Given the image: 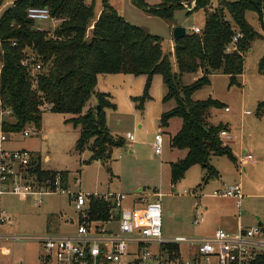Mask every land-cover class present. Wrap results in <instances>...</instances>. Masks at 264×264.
I'll use <instances>...</instances> for the list:
<instances>
[{
  "label": "rangeland",
  "instance_id": "obj_1",
  "mask_svg": "<svg viewBox=\"0 0 264 264\" xmlns=\"http://www.w3.org/2000/svg\"><path fill=\"white\" fill-rule=\"evenodd\" d=\"M16 0H0V18ZM97 12L103 7V0H94ZM123 14L125 19L161 37L164 50L173 54L174 28L182 26L187 33L193 25L203 26L206 12L198 9L190 12L195 0L187 2L185 8L176 9L171 18L158 16L135 0H108ZM161 0H144L148 7H156ZM144 5V4H143ZM210 7L216 8L218 0H210ZM247 22L256 36L250 48L244 53V70L232 84L229 75L216 72L210 76V83L196 89L193 101H208L211 98L221 103L220 107L209 109L211 124H224L232 138L221 137L231 148L235 160L228 155H212L210 162L218 171L217 178L205 179V171L199 165L190 167L177 183L172 182V163L186 156V149L172 146V137L182 126V118L173 117L168 126L161 124L162 114L177 105L175 99L165 101L168 89L161 74H154L148 89L151 97L144 109H138L134 97L146 93L148 76L117 73L100 77L94 93L84 105L82 114L98 108L100 94L105 93L116 106H105L107 127L110 133L124 138V145L113 147L111 157L106 160H90V147L95 145L101 135L88 138L86 149L77 150L80 126L74 125L72 114L44 110L41 130L30 136L22 132L9 133L5 147L24 148L38 157L40 165L46 170L62 171L73 190L85 193L123 192L132 194L145 191L149 197L161 194L163 209V233L165 236L199 237L208 236L217 227H224L222 220L231 222L241 219L244 226L261 223L264 227V28L259 14L249 10ZM39 26L50 29L51 21L37 22ZM88 30L87 37L91 34ZM173 69L177 71L174 56ZM1 69V62H0ZM192 73H185L182 83H195ZM47 106V105H46ZM229 107V111L225 107ZM1 109V104H0ZM251 111V114H245ZM1 124V122H0ZM162 131L163 152L155 154L153 142L155 134ZM1 132V129H0ZM252 153L256 162L246 160L245 153ZM48 157V160H46ZM79 178V182L76 179ZM240 184L243 189L241 207L229 196H215L213 192ZM143 189V190H141ZM0 203L12 216V222L1 227L4 238L0 241V264H36L42 252V245L29 237L46 233H72L78 223L79 212L67 195L56 194L45 197L42 205L31 198L23 199L16 195H4ZM209 210L206 211V206ZM200 214L204 221L196 224L194 219ZM187 255V246H181Z\"/></svg>",
  "mask_w": 264,
  "mask_h": 264
},
{
  "label": "trees",
  "instance_id": "obj_2",
  "mask_svg": "<svg viewBox=\"0 0 264 264\" xmlns=\"http://www.w3.org/2000/svg\"><path fill=\"white\" fill-rule=\"evenodd\" d=\"M135 1L160 17L171 18L176 9L185 8L191 0H161L156 7H148L144 0ZM195 2L189 13L205 10L202 31L186 32L175 38L173 54H167L161 37L128 22L108 0H103L98 17L94 0H16L0 18V111H12L2 120L1 129L17 133L27 125H34L41 130L46 107L54 112L72 114V122L80 126L77 150L89 147L88 138L101 135L102 138L90 147V160L106 161L113 147L124 145V138L117 137V142L107 127L104 107L116 106L107 94H100L99 108L82 114L95 91L98 76L146 74V93L133 98L136 107L144 109L151 98L148 89L152 77L161 74L168 89L164 100L175 99L177 103L162 114L161 124L168 126L171 118H182L181 128L172 137V146L187 150L184 158L172 163V182L177 183L196 164L204 169L205 179L217 177L218 171L210 162L212 155H228L235 160L231 148L220 136L226 126L214 125L208 120L209 109L220 107L221 103L212 98L193 101L191 96L196 89L209 84L210 76L216 72L229 75L232 84L237 82L244 70V53L256 36L246 13L249 10L257 12L264 28V0H218L216 8L209 6L210 0ZM31 6L48 7L53 17L63 20L53 29L39 30L27 15ZM237 30L243 37L236 49L229 51L228 46ZM32 52L43 64V70L36 77L28 63V55ZM172 56L177 71L173 69ZM261 65L264 67V58ZM198 72L202 75L195 83H182L185 73ZM263 108L264 101L259 103V109ZM35 169L40 176L53 172L43 169L39 161ZM94 202L104 206L99 200ZM256 261L264 264V254Z\"/></svg>",
  "mask_w": 264,
  "mask_h": 264
},
{
  "label": "built area",
  "instance_id": "obj_3",
  "mask_svg": "<svg viewBox=\"0 0 264 264\" xmlns=\"http://www.w3.org/2000/svg\"><path fill=\"white\" fill-rule=\"evenodd\" d=\"M27 15L39 30L48 29L37 22L51 21L53 29L63 20L53 17L49 8L42 6L29 7ZM192 31L200 33L202 28L194 26ZM242 37L243 33L237 30L228 50L236 49ZM28 63L35 77L43 70V64L34 52L28 55ZM225 110L229 111V107ZM11 112V109L0 111V122ZM245 114H251V111ZM36 130L34 125H27L22 133L30 136ZM8 134L1 129L0 199L7 194L16 195L31 198L40 206L46 196L63 194L79 212L77 227L72 233L29 237L42 245L38 257L41 264H259L257 257L264 254V227L260 224L239 225L235 232L218 228L203 237L165 236L160 193L151 198L145 191L127 194L73 190L62 171L40 176L35 169L39 159L31 151L5 147ZM220 136L232 138L227 129H223ZM163 143L162 131H158L153 142L155 154H162ZM245 159L256 162L252 153H245ZM79 180L77 178L76 182ZM213 195L233 197L238 207L244 197L240 184L215 190ZM94 200L101 201L104 206L96 205ZM203 221V214L194 219L196 224ZM9 222H12V216L0 203V230ZM4 238L11 237L0 232V241ZM175 245L178 248L170 250ZM182 245L187 246V255L183 254Z\"/></svg>",
  "mask_w": 264,
  "mask_h": 264
},
{
  "label": "crops",
  "instance_id": "obj_4",
  "mask_svg": "<svg viewBox=\"0 0 264 264\" xmlns=\"http://www.w3.org/2000/svg\"><path fill=\"white\" fill-rule=\"evenodd\" d=\"M113 5V4H112ZM114 6V5H113ZM115 8H116V6H114ZM103 8V7H102ZM102 8L101 9H99L97 12L95 11V14H96V17H98L99 15H100V13H101V11H102ZM119 12V11H118ZM121 15H123L121 12H119ZM194 26H197V27H199V28H203L204 27V25L203 26H198V25H193V27ZM192 27V28H193ZM92 28H93V25L90 27V29H91V31H92ZM50 29H52V27L50 28ZM50 29H48V30H50ZM91 31H89L90 33H91ZM187 32V31H186ZM90 35V34H89ZM174 45H175V42H174ZM172 51H173V48H172ZM1 70V69H0ZM113 75H116V74H100L99 76H98V80L100 79V77H102V76H104L103 77V79H105L106 78V76H113ZM202 75V73L201 72H198V73H194L193 74V78L194 79H197L198 77H200ZM227 107V106H226ZM244 153L246 152V150H244L243 151ZM46 160H48V157H46ZM43 167V166H42ZM43 169H44V167H43ZM215 178H217V177H215ZM141 190H143V189H141ZM140 190H137V191H135V192H139ZM242 191H243V189H242ZM21 198H23V197H21ZM23 199H26V198H23ZM236 200V199H235ZM207 210H209V206L207 205L206 206V211ZM204 216V215H203ZM221 224L224 226V227H228V230L227 229H225V228H223V227H217L216 229H218V228H223V229H225V230H227V231H229V232H235L237 229H238V227H239V225H244V224H242V222H241V219H239V220H236L235 222H231V220L230 219H226V220H222V222H221ZM259 224H261V223H259ZM250 226H252V225H250ZM215 229V230H216ZM215 230L213 231V233L215 232ZM8 236V235H7ZM13 236L14 235H9V237H11V238H13ZM171 237V236H170ZM199 237H203V236H199ZM36 264H41L40 263V261L37 259V263Z\"/></svg>",
  "mask_w": 264,
  "mask_h": 264
},
{
  "label": "water",
  "instance_id": "obj_5",
  "mask_svg": "<svg viewBox=\"0 0 264 264\" xmlns=\"http://www.w3.org/2000/svg\"><path fill=\"white\" fill-rule=\"evenodd\" d=\"M186 34V29L182 26H176L174 28V38H180ZM99 108V106H98Z\"/></svg>",
  "mask_w": 264,
  "mask_h": 264
}]
</instances>
